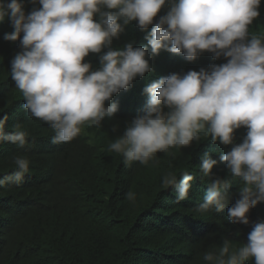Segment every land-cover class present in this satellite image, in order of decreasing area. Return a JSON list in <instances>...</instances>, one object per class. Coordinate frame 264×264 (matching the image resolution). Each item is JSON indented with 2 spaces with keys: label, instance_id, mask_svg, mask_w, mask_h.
<instances>
[{
  "label": "clouds",
  "instance_id": "9594fccd",
  "mask_svg": "<svg viewBox=\"0 0 264 264\" xmlns=\"http://www.w3.org/2000/svg\"><path fill=\"white\" fill-rule=\"evenodd\" d=\"M40 7L25 12L23 0H0V23L13 28L6 41L19 40L21 51L10 61L11 78L32 117L47 123L51 143H70L86 122L99 126L114 118L118 104L106 102L127 90L138 77L152 71L150 59L161 50L195 61L205 52L214 60L199 71L172 73L147 83L143 115L132 119L122 136L108 150L121 154L125 163L147 165L158 152L190 147L210 136L211 143L231 145L219 156L243 187L227 209L233 224L248 225L249 212L264 203V36L250 33L260 17L262 0H32ZM167 5L166 14L155 20ZM121 21L123 23H121ZM137 22L148 31V46L127 43L114 48L124 26ZM149 47L151 55L149 54ZM106 50V51H105ZM97 54L100 67L93 70L85 58ZM167 109V111H165ZM0 118V144L23 148L28 133L21 125H7ZM7 128L13 129L7 131ZM246 128L243 141L234 143L235 132ZM113 131H117L114 126ZM30 161L14 158L15 169L0 177V187L19 185L29 172ZM218 161L208 153L199 165L203 176L214 179L198 211L223 212L229 204L232 183L214 176ZM195 177L184 172L163 176L161 186L172 187L176 199L188 198ZM129 200L135 194L127 193ZM206 264H264V220L252 225L247 242L238 248L224 238L218 252L203 254Z\"/></svg>",
  "mask_w": 264,
  "mask_h": 264
},
{
  "label": "trees",
  "instance_id": "16d2710c",
  "mask_svg": "<svg viewBox=\"0 0 264 264\" xmlns=\"http://www.w3.org/2000/svg\"><path fill=\"white\" fill-rule=\"evenodd\" d=\"M23 3L26 13L40 7L32 0ZM167 10L165 5L154 19ZM260 12L249 30L264 36V0ZM12 31L7 20L0 23V118L7 114V125L19 123L28 133V143L23 148L0 144V177L14 171L17 155L25 156L30 164L19 185L0 187V264H206L203 254L218 252L224 238L230 239L234 248L247 242L252 225L264 220V203L250 210L248 225L227 219V209L243 187V182L231 177L225 164L219 162L220 154L231 145L211 143L210 136L201 134V140L190 147L158 152L147 165L125 163L121 154L108 150L127 124L143 115L147 83L172 73L207 69L210 64L225 63L224 58L214 60L205 52L189 62L182 55L161 50L149 61L151 72L106 102V106L118 104L114 118H105L99 126L86 122L72 142L53 144L54 130L28 114L23 95L11 78L10 61L21 51L19 40L3 39ZM148 31L150 28L143 31L137 22H130L113 47L127 43L148 46ZM85 60L93 70L100 67L97 54ZM246 132V128L238 129L234 143H241ZM205 153L218 161L212 170L214 176L232 183L223 212L198 211L206 185L215 178L200 171ZM184 172L195 179L188 198L178 201L172 187L161 186L162 178L172 173L179 179ZM129 192L135 194L134 200L127 198ZM244 264H254V260Z\"/></svg>",
  "mask_w": 264,
  "mask_h": 264
}]
</instances>
